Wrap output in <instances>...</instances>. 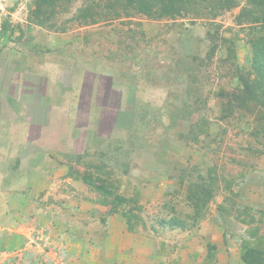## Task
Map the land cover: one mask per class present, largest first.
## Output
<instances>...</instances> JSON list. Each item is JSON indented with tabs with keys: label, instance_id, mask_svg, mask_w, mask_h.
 I'll return each mask as SVG.
<instances>
[{
	"label": "rangeland",
	"instance_id": "1",
	"mask_svg": "<svg viewBox=\"0 0 264 264\" xmlns=\"http://www.w3.org/2000/svg\"><path fill=\"white\" fill-rule=\"evenodd\" d=\"M37 1L0 0V80L46 75L81 107L53 116V142L0 157V264H245V243L264 252V110L235 102L264 32L239 17L248 0L162 18L124 0H59L36 17ZM202 181L212 198L196 208Z\"/></svg>",
	"mask_w": 264,
	"mask_h": 264
},
{
	"label": "trees",
	"instance_id": "2",
	"mask_svg": "<svg viewBox=\"0 0 264 264\" xmlns=\"http://www.w3.org/2000/svg\"><path fill=\"white\" fill-rule=\"evenodd\" d=\"M58 1L59 0H38L36 2V17H43L50 14L51 12L49 9H53ZM206 1L216 3L209 8L214 12L222 9H230L236 6V0H124V9H132L133 11L150 18L177 17L188 13L190 11L189 8L195 9L200 3H206ZM248 4L249 8L243 9L240 12L239 17L250 23L264 24V0H248ZM43 9L45 11H43ZM80 17L82 19H91V21H94L89 9L82 10L80 12ZM250 45L252 48V73H248L247 76L239 74L238 78L244 88V94L236 97L235 102L241 109L244 110H249L251 106L253 108L257 106L261 110H264V32H262L257 38L250 40ZM110 109L111 112H115L117 115L120 109V101L117 104V107L115 106V108ZM115 122L116 116L110 126V131L113 129L112 127ZM199 126L203 131L201 134L207 133V130L202 122ZM82 177L85 179L86 183L92 185V179L90 176ZM93 186L94 189L102 195L105 194L106 196L112 197L111 201L114 203L126 202L125 199L119 196H114L107 190L106 187L103 188V186L97 185ZM212 187V182L207 183L203 181L198 185L195 184L192 186L189 196L190 199L194 201V206L196 208L199 207L200 202L202 203L203 201L204 203L212 198ZM196 215H198V212H196ZM127 225L130 230L133 229V224L128 218ZM169 225L181 227L182 223L178 221H170ZM240 257L245 264H264V252L250 247L248 243L243 245Z\"/></svg>",
	"mask_w": 264,
	"mask_h": 264
},
{
	"label": "crops",
	"instance_id": "3",
	"mask_svg": "<svg viewBox=\"0 0 264 264\" xmlns=\"http://www.w3.org/2000/svg\"><path fill=\"white\" fill-rule=\"evenodd\" d=\"M14 75L0 80V157L7 158L11 154L16 156L17 152L36 149L35 144L44 140L53 142V116H69L72 110L77 115L81 107L80 97L77 102L70 101L66 95L59 98L61 92L51 89L46 75L34 76L26 71H17ZM36 79L47 86H43L42 96L34 99Z\"/></svg>",
	"mask_w": 264,
	"mask_h": 264
}]
</instances>
